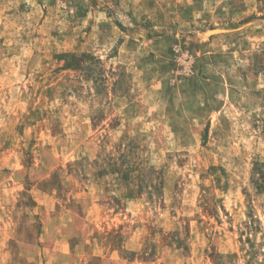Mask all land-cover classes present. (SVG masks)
<instances>
[{
    "label": "rangeland",
    "instance_id": "obj_1",
    "mask_svg": "<svg viewBox=\"0 0 264 264\" xmlns=\"http://www.w3.org/2000/svg\"><path fill=\"white\" fill-rule=\"evenodd\" d=\"M0 264H264V0H0Z\"/></svg>",
    "mask_w": 264,
    "mask_h": 264
}]
</instances>
